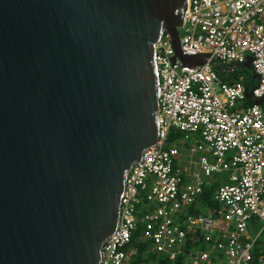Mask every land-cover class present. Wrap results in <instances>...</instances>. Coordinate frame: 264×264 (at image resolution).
<instances>
[{
  "label": "water",
  "instance_id": "obj_1",
  "mask_svg": "<svg viewBox=\"0 0 264 264\" xmlns=\"http://www.w3.org/2000/svg\"><path fill=\"white\" fill-rule=\"evenodd\" d=\"M187 3L0 0V264H99L158 139L155 45L170 38L172 68L227 71L181 52Z\"/></svg>",
  "mask_w": 264,
  "mask_h": 264
},
{
  "label": "built area",
  "instance_id": "obj_2",
  "mask_svg": "<svg viewBox=\"0 0 264 264\" xmlns=\"http://www.w3.org/2000/svg\"><path fill=\"white\" fill-rule=\"evenodd\" d=\"M179 46L213 54L226 73L250 57L258 79L223 80L209 62L186 68L176 59L172 68L163 35L154 47L158 139L126 175L118 227L99 264H129L125 247L138 224L151 250L171 262L194 238L205 247L192 246L183 264H264V0H188ZM249 94L262 102H248ZM172 131L183 137L169 145ZM215 181L218 207L191 214ZM141 208L151 210L139 215Z\"/></svg>",
  "mask_w": 264,
  "mask_h": 264
},
{
  "label": "trees",
  "instance_id": "obj_3",
  "mask_svg": "<svg viewBox=\"0 0 264 264\" xmlns=\"http://www.w3.org/2000/svg\"><path fill=\"white\" fill-rule=\"evenodd\" d=\"M238 70H235L233 72H225V73H218V75L223 80H228V78L234 80V81H243L242 78H240L239 74L237 73ZM230 75V76H227ZM183 134L179 132L172 131L170 133L169 137V145L174 143L176 139L182 138ZM189 143H185V146L187 147ZM219 185L217 181L206 185L203 189V194L200 198L199 204L203 207L207 208V211L212 210L214 207H218L216 202L213 200L214 191L215 188ZM151 208H141L140 214L143 215L147 211H150ZM206 210V209H205ZM193 211V212H192ZM201 211L198 209H192L190 210V213H195L196 215L199 214ZM146 234V226L145 224H138L136 230L133 232L131 236L130 243L125 247V251L131 254L129 264H183V260L186 258L187 253L193 249L192 246H195L197 249H204L205 245L201 242H195V239L193 238V241L191 243L187 244V247L185 248V251L183 254L177 257V259L174 262L169 261L165 256L157 255L151 250V242L145 238ZM263 243H264V233L262 235Z\"/></svg>",
  "mask_w": 264,
  "mask_h": 264
},
{
  "label": "crops",
  "instance_id": "obj_4",
  "mask_svg": "<svg viewBox=\"0 0 264 264\" xmlns=\"http://www.w3.org/2000/svg\"><path fill=\"white\" fill-rule=\"evenodd\" d=\"M186 146H185V144H183V148H185ZM199 202H200V200L198 201V203L196 204V205H194V206H192L190 209H189V212H190V210H192V209H198V210H200L201 212L199 213V214H197V216H199V215H204V214H207L208 212H211V210L209 211H207V208H205V207H203L202 205H200L201 204V202H200V204H199ZM215 202V201H214ZM215 208V207H214ZM206 209V210H205ZM193 212V211H192ZM191 214H193V215H196L195 213H191ZM257 244H258V248H257V250H259V249H261V245H263V242L262 241H260V240H258V242H257Z\"/></svg>",
  "mask_w": 264,
  "mask_h": 264
},
{
  "label": "rangeland",
  "instance_id": "obj_5",
  "mask_svg": "<svg viewBox=\"0 0 264 264\" xmlns=\"http://www.w3.org/2000/svg\"><path fill=\"white\" fill-rule=\"evenodd\" d=\"M237 73L239 74L240 78L243 79L244 82L250 81L252 75L250 70L237 71Z\"/></svg>",
  "mask_w": 264,
  "mask_h": 264
},
{
  "label": "flooded vegetation",
  "instance_id": "obj_6",
  "mask_svg": "<svg viewBox=\"0 0 264 264\" xmlns=\"http://www.w3.org/2000/svg\"><path fill=\"white\" fill-rule=\"evenodd\" d=\"M235 70H238V71H244V70H246V69L239 67V68H237V69H235ZM235 70L233 69V71H235ZM251 73H252V72H251ZM251 77H252V75H251Z\"/></svg>",
  "mask_w": 264,
  "mask_h": 264
}]
</instances>
